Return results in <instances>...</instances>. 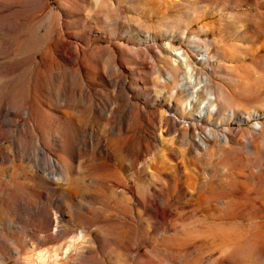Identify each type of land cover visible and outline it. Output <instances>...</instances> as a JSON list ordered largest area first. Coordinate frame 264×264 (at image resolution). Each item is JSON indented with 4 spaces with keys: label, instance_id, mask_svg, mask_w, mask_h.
<instances>
[{
    "label": "rangeland",
    "instance_id": "rangeland-1",
    "mask_svg": "<svg viewBox=\"0 0 264 264\" xmlns=\"http://www.w3.org/2000/svg\"><path fill=\"white\" fill-rule=\"evenodd\" d=\"M0 264H264V0H0Z\"/></svg>",
    "mask_w": 264,
    "mask_h": 264
},
{
    "label": "bare ground",
    "instance_id": "bare-ground-1",
    "mask_svg": "<svg viewBox=\"0 0 264 264\" xmlns=\"http://www.w3.org/2000/svg\"><path fill=\"white\" fill-rule=\"evenodd\" d=\"M174 54L176 55V57L174 58V64H177L178 62H179V63H182V65H183L184 68H185V74L183 75V76H184V77H183V82H185L187 78H191V77H192V75H193V68H192V66L190 65V63L188 62L187 57L184 56V55L182 54V52L177 51V52H175ZM184 85H185V84L183 83L182 86H184ZM195 91H196V90L191 91V92L189 93V101H188V104H189L190 101L195 97ZM205 113H206V110H205L204 107H202L201 110L199 111V115H205ZM199 141H200V143H201L202 145H205V143H204L201 139H199ZM204 147H205V146H204Z\"/></svg>",
    "mask_w": 264,
    "mask_h": 264
}]
</instances>
